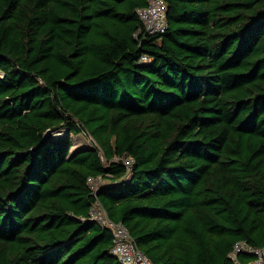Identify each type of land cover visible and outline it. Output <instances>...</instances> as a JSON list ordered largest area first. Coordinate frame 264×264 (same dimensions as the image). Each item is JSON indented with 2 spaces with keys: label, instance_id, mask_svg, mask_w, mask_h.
Here are the masks:
<instances>
[{
  "label": "trees",
  "instance_id": "obj_1",
  "mask_svg": "<svg viewBox=\"0 0 264 264\" xmlns=\"http://www.w3.org/2000/svg\"><path fill=\"white\" fill-rule=\"evenodd\" d=\"M165 1L0 0V264H122L89 177L153 264L264 249V0Z\"/></svg>",
  "mask_w": 264,
  "mask_h": 264
},
{
  "label": "built area",
  "instance_id": "obj_2",
  "mask_svg": "<svg viewBox=\"0 0 264 264\" xmlns=\"http://www.w3.org/2000/svg\"><path fill=\"white\" fill-rule=\"evenodd\" d=\"M146 7L137 10L139 19L141 20L145 31L148 35L164 34L168 28V6L165 0H147ZM149 58L143 56L141 62H148ZM117 161L122 163L127 168L128 175L134 165V159L129 156L118 158ZM88 186L96 198L95 203L90 210V220L95 221L103 228L111 231L113 236V246L111 253L117 257L122 264H153V262L137 248L134 239L129 230L123 223H116L109 217L108 212L103 207L101 202L97 199L100 188L107 184V180L98 177H89ZM241 254H250L255 257V260L250 264H264V249H259L251 246L247 242L240 241L235 244L230 258L238 262V257Z\"/></svg>",
  "mask_w": 264,
  "mask_h": 264
},
{
  "label": "rangeland",
  "instance_id": "obj_3",
  "mask_svg": "<svg viewBox=\"0 0 264 264\" xmlns=\"http://www.w3.org/2000/svg\"><path fill=\"white\" fill-rule=\"evenodd\" d=\"M74 147L72 150L74 151L75 149L79 150L82 147H92L94 145V141L91 139V137H87L84 134H81L80 136H74Z\"/></svg>",
  "mask_w": 264,
  "mask_h": 264
}]
</instances>
